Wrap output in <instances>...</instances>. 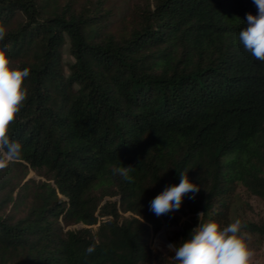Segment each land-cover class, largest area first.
<instances>
[{
  "label": "trees",
  "instance_id": "16d2710c",
  "mask_svg": "<svg viewBox=\"0 0 264 264\" xmlns=\"http://www.w3.org/2000/svg\"><path fill=\"white\" fill-rule=\"evenodd\" d=\"M248 13L253 0H147L116 27L100 0H0L5 50L30 69L10 126L21 158L0 171V264H153L163 226L170 245L210 221L264 235L234 203L238 186L264 200V62L239 42ZM180 172L200 191L156 216L150 201Z\"/></svg>",
  "mask_w": 264,
  "mask_h": 264
},
{
  "label": "clouds",
  "instance_id": "9594fccd",
  "mask_svg": "<svg viewBox=\"0 0 264 264\" xmlns=\"http://www.w3.org/2000/svg\"><path fill=\"white\" fill-rule=\"evenodd\" d=\"M257 14L248 13L246 27L239 32V42L255 59L264 62V0H253ZM7 28L0 23V171L5 170L10 163L21 158L22 145L13 140L10 126L21 111L29 93L25 80L30 75V69L13 66L5 49L10 51V45L4 44ZM134 168L117 167L116 173L130 180L129 173ZM178 185L166 186L150 201V211L156 216L165 215L181 207L184 197L191 193L192 199L200 191L198 184L189 179L188 172H180ZM204 213H198L201 219ZM202 221V219H201ZM251 235L245 230L240 219L221 227L217 222H202L194 228L188 239L178 245H170L177 264H254V249L251 247ZM92 244L87 253L96 249Z\"/></svg>",
  "mask_w": 264,
  "mask_h": 264
},
{
  "label": "rangeland",
  "instance_id": "374dc122",
  "mask_svg": "<svg viewBox=\"0 0 264 264\" xmlns=\"http://www.w3.org/2000/svg\"><path fill=\"white\" fill-rule=\"evenodd\" d=\"M104 3V7L107 9L109 16L111 18L112 26H120L123 20L129 16L132 12L133 8L137 5H141L146 3L147 0H100ZM78 2H82V0H78ZM64 60H69L70 56L67 51L63 52ZM31 176L34 178H38L33 170H28L26 177ZM235 201L237 206V211L251 219H262L264 218V200L253 196L247 195L240 186L236 189ZM9 206V205H8ZM7 210V209H6ZM81 222H76L71 224L70 226H82ZM166 226H163L159 231H157L151 240V247L155 252V257L153 258V264H157L160 262L161 253L166 252V248L170 246L168 239L165 235ZM251 235V234H250ZM251 247L254 249V264H264V235H251Z\"/></svg>",
  "mask_w": 264,
  "mask_h": 264
},
{
  "label": "water",
  "instance_id": "95a60500",
  "mask_svg": "<svg viewBox=\"0 0 264 264\" xmlns=\"http://www.w3.org/2000/svg\"><path fill=\"white\" fill-rule=\"evenodd\" d=\"M167 242H169V241H167ZM170 244V243H169Z\"/></svg>",
  "mask_w": 264,
  "mask_h": 264
}]
</instances>
